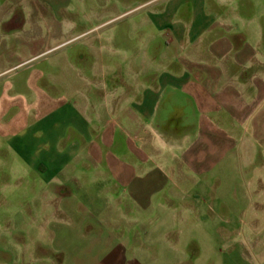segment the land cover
<instances>
[{
  "label": "crops",
  "instance_id": "obj_1",
  "mask_svg": "<svg viewBox=\"0 0 264 264\" xmlns=\"http://www.w3.org/2000/svg\"><path fill=\"white\" fill-rule=\"evenodd\" d=\"M150 1L152 0H142L131 5L134 0H126L123 4L125 11H129ZM113 3L111 0H0V23L14 15L13 11L22 13L23 10L35 9L34 5L42 10L58 11L56 18L41 14V19L43 17L46 20L45 24L50 19H58L56 26H76L77 30L74 32L71 28V33H64L58 28L51 35L59 42L49 47V50L60 45L65 47L74 38L80 39L95 33L99 30L98 27L114 18H104V14L103 19L101 15L95 16L94 13L80 16L78 11L83 10L87 4L106 8L107 5H114ZM66 9L71 11L64 16L61 11ZM193 9L197 11L196 14L192 12ZM222 9L223 5L201 3L199 6L189 7L187 17L182 22L168 18L165 24L142 22L139 25L141 37L145 32L151 31L149 42L157 38L154 32L163 31L167 34V38L163 36L165 44L175 45L164 55L158 53L148 56L155 63V69L149 80L135 87V97L125 103L122 113L128 121V131L121 129L115 136L110 127L95 134L106 148H110L113 137L124 141L125 155L131 156L133 160L126 156V159L120 160L107 153L105 158H101L100 148L93 142L85 148L89 163L86 161L78 163V167L73 166L61 160V155L66 151L68 154L74 153L73 150H66V144L62 140L70 131L79 138L91 139L88 126L84 125L78 111L71 108H62L54 120L48 126L46 124L44 134L47 141L39 147L45 158L31 165L37 166L36 169L46 182H51L57 176L70 182L56 185L57 192L42 200L48 202L47 206L40 204L37 211L31 213L32 221L28 237L25 234L23 238V245L20 244L19 247L17 244H9L5 248L0 244V264H239L232 258L233 252L231 259L225 260L223 256L221 259L217 258L218 253L222 254L218 235H232L238 228L234 222L225 220L230 215H225L220 209H216L214 213L210 209L202 210L199 208V197L193 199L191 196L177 194L175 189L180 184L166 173L174 166L170 161V153L173 151L170 147L159 148L154 144L156 137L170 139L189 136L188 147L183 151L184 160L193 167L196 164H212L225 153L235 151L237 146L249 157L259 155V160L253 163L252 169H264V44L261 53L263 59L257 60V49L260 47L244 43V35L235 38L225 33ZM18 20L22 23L28 20L33 22L31 15L23 17L22 14ZM150 25L152 30L144 29ZM154 27L157 28L155 31ZM18 39L21 41V55L9 66L5 65L4 58L1 59L0 73L24 64L35 56L32 54L34 50L31 42L20 37ZM156 41L160 42V39ZM66 57L69 58L68 63L74 65V56L68 53ZM93 69L87 66L88 72ZM103 82L96 79L97 91H101ZM177 92L182 95L178 101ZM161 100L165 104L170 103L175 109L167 114L159 112L156 105ZM157 120L168 124H182L178 129L170 126L163 128L155 125ZM244 123H247V136L242 133ZM32 149L31 156L33 160H37V148ZM161 155L165 158H161ZM76 168L104 170L110 177L114 174V185L125 188L122 199L125 210L120 215H112L111 209L102 207L103 202L95 204L100 199L95 194L70 198L73 194L70 193L69 184L76 189L80 183L87 181L85 178L75 177L73 173ZM165 180L171 181L170 186L173 188V192L162 199L169 202V206L161 209V213L152 212L150 207L157 201L160 188L166 185ZM173 201L182 202V209H168L175 208L171 205ZM91 204L95 205L92 209ZM79 205L83 208L80 209ZM48 206L52 209H48ZM148 211L151 214L146 215ZM237 214L238 212L234 216ZM132 216L138 219L139 216L150 219L167 217L173 225L180 223L186 227L189 223L202 226L209 223L206 219L211 218L212 230L217 238L211 242L210 248L216 255L203 260L200 258V245L192 239L188 244L180 242L178 235L172 231L174 227L156 233L151 229L153 222L133 224L132 218L129 220ZM31 224L37 227L33 228ZM129 228L130 233L127 232ZM246 264H264V254L258 261L248 259Z\"/></svg>",
  "mask_w": 264,
  "mask_h": 264
},
{
  "label": "rangeland",
  "instance_id": "obj_2",
  "mask_svg": "<svg viewBox=\"0 0 264 264\" xmlns=\"http://www.w3.org/2000/svg\"><path fill=\"white\" fill-rule=\"evenodd\" d=\"M111 1L114 2V5H110L112 7L107 4L106 8L102 5L93 7L87 4L83 10L78 11L80 16L90 13L101 17L105 14L104 18H114L98 27L99 30L95 33L87 34L80 39H72L65 47L60 45L47 50L59 42L51 35L58 28L64 33H71V28L74 32L77 30L76 26H56L58 19H50L48 24H45L46 20L43 17L41 19V14L56 18L58 11L42 10L38 5H34L35 9L23 10L22 13L13 11L14 15L0 23V60L4 58L5 65L15 63V58L21 55L19 49L21 41L18 37L31 42L34 50L32 54L35 55L26 63L0 73V244L5 248L9 244H17L19 247L23 245L25 234L28 237L31 215L37 211L40 204L46 206L48 204L42 200L57 192L56 185L70 182L69 180L66 182V179L60 176H57L56 180L46 182L36 169L37 166L31 165L45 158V154L39 148L47 141L44 134L45 126L54 120L62 108L78 111L84 125L88 126L91 139L89 138V141L87 138H79L71 131L67 132L62 143L66 144V150H73L74 153L68 154L66 151L61 155V160L73 166L88 162L85 148L93 142L100 148L101 158H105L107 153L124 160L126 156L124 141L113 137L110 148L109 146L106 148L95 134L103 128L110 127L112 135L115 136L121 129L128 131L129 124L122 113L126 107L125 103L135 97V87L149 80L152 70L155 69V63L149 57L158 53L164 55L175 45L165 44L163 38L167 34L163 31L154 32L157 36L154 41L149 42L151 31L145 32L141 37L138 30L142 22L165 24L168 18L182 22L187 17L189 7L193 5L199 6L201 3L223 5L225 33L235 38L246 36L244 43L260 47L257 49L259 53L257 60L263 59L261 53L264 44V0H152L129 11H125L123 4L126 0ZM141 1L134 0L131 5ZM70 11L66 9L61 12L66 16ZM192 12L197 11L193 9ZM22 14L23 17L31 15L35 23L30 20L22 23L18 20ZM151 26H145L144 29L152 30ZM155 29L157 28L154 27V31ZM157 39H160V42H157ZM68 53L74 56V65L68 63L69 58L66 57ZM87 66L94 69L88 72ZM96 79L105 82L101 84V91L96 89L98 88ZM177 94L176 101L182 97L181 93ZM173 108L170 103L165 104L163 100L156 105V109L165 114ZM181 124L155 121L156 126L163 128L170 126L178 129ZM246 126L247 123L242 126L245 128L242 132L244 136H247ZM189 141V136L154 139V144L159 148L170 147L173 151L170 153L172 158L170 161L174 166L166 173L180 184L175 191L193 199L199 197L201 199L199 208L202 210L210 209L212 213L216 209L223 210L225 215H230V218L225 220L234 222L238 227L232 235H218L222 254L218 253L217 258L221 259L223 256L225 260L231 259L233 252L232 258L239 264H246L248 259L258 261L264 254V169H252V166L259 160V155L249 157L242 148L236 146L235 151L225 153L212 164H196L193 167L184 160L183 151L188 147ZM32 147L37 148V160H33L31 156ZM126 157L133 160L131 156ZM160 157L165 158L163 155ZM63 173L66 174L65 170ZM73 174L77 178L87 179L85 183H88H80L76 189L69 184L70 193L73 194L70 198L95 194L102 199H98L95 204L103 202L102 207L107 206L108 210L111 209L112 215H120L125 210V203L122 201L125 188L118 184L114 185L116 181L114 174L110 177L104 170L77 168ZM164 182L166 185L160 188L157 201L150 207L152 212L161 213V209L169 206V202L163 200L166 195L169 196L173 192V188L170 186L171 181ZM182 204L173 201L171 205L175 208L168 209L181 210ZM91 206L90 209L95 205ZM47 208L52 209L51 206ZM79 208L83 207L79 205ZM149 211L145 214H151ZM237 212L238 214L234 216ZM133 217H129V220L132 218L133 224L153 222L151 229L156 233L174 227L172 231L178 235L180 242L188 244L192 239L200 245L202 249L200 258L203 260L214 258L216 255L210 248L211 242L217 238L212 230L211 218L206 219L209 223H204L205 225L189 223L186 227L180 223L173 225L167 217L158 219ZM31 226L37 227L33 224ZM130 231L129 228L127 232Z\"/></svg>",
  "mask_w": 264,
  "mask_h": 264
}]
</instances>
